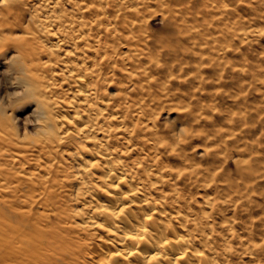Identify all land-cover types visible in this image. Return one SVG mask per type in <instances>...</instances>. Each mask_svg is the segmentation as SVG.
<instances>
[{
	"label": "bare ground",
	"instance_id": "1",
	"mask_svg": "<svg viewBox=\"0 0 264 264\" xmlns=\"http://www.w3.org/2000/svg\"><path fill=\"white\" fill-rule=\"evenodd\" d=\"M41 1L48 3L49 0ZM186 1L169 0L175 4L172 7L159 5L168 21V33L153 37L155 47H147L146 33L143 34L146 32L142 27L143 5L128 6L127 12L131 15L120 16L119 8L111 14L114 20L107 27L123 30L127 40V47L121 53L128 60L123 68L125 75L131 78L145 75L146 69L152 68L158 73L164 71L168 78H181L172 71L175 69L178 73L182 69L181 60L176 57L184 55L183 43L195 28V25H184L183 12L187 8H176ZM197 1L205 11V2ZM21 2L14 0L0 12V18L10 30L19 26L21 14L17 3ZM99 6L91 0L83 11L91 10L94 18L102 19L108 11L102 12ZM60 23V26L68 24L65 19ZM222 24L224 43L227 34L223 30L228 26ZM45 29L38 31L27 22L24 36L19 40L21 69L26 79H30L28 91L37 96L36 139L20 137L9 129L11 124L7 125L5 115L0 114V196L11 193L10 197H0V264H264V233L260 232L257 220L243 208L245 198L264 181V158L253 155L254 149L250 152L238 149L236 172L232 175L224 165V153L221 154L224 150L220 146L224 149L229 139L221 129H213L206 137L210 143L203 149L208 160L205 166L193 163L181 150L186 136L176 141L152 133L147 144H129L136 134L135 122L129 126L125 123L120 102L98 97L102 74L97 65L108 54L82 70V63L75 66L71 61L65 62L63 68L72 84L65 91L71 90L79 96L78 104L71 103L74 95L67 100L48 98L45 95L52 88L41 84L45 76L40 77L36 72L44 71L41 68L51 60L39 62L41 51L35 42L44 37L51 42L50 48L59 52L69 38L55 35L59 26L51 33ZM199 35L202 39V34ZM201 43L207 44L208 39L203 37ZM99 46L95 43V48ZM111 46L110 52H114L116 44ZM75 48L63 53L66 55ZM201 49L202 55H208L206 48ZM161 53L174 61L160 65L156 56ZM136 57L145 58L148 66L133 64ZM208 60L212 62V58ZM241 67L235 70L244 72ZM147 81H154L157 87L164 84L152 74ZM127 107L135 115L143 111L136 98ZM183 108L192 110L189 103ZM236 114L239 124L244 116ZM103 115L115 125L102 123ZM227 121L228 125L235 126L231 124L232 119ZM234 128L233 131L238 127ZM117 142L129 145L120 149ZM164 146L168 147L166 154L177 156L175 163L167 164L152 152ZM63 152L65 158L76 164L75 171H68L71 165L61 160ZM193 184L203 189L198 201L191 191ZM211 186H215L213 192L207 193ZM227 208L233 212L241 209L238 220L223 214ZM237 223L238 231H235L233 227Z\"/></svg>",
	"mask_w": 264,
	"mask_h": 264
},
{
	"label": "rangeland",
	"instance_id": "2",
	"mask_svg": "<svg viewBox=\"0 0 264 264\" xmlns=\"http://www.w3.org/2000/svg\"><path fill=\"white\" fill-rule=\"evenodd\" d=\"M13 1L0 0V12ZM94 1L100 4L98 8L102 12L108 11L102 19L94 18L91 10L83 11L84 5L91 0H49L48 3H43L41 0H22L21 3H17L21 14L19 26L12 27L11 30L0 18V114L7 118V125L11 124L9 129L11 127L20 137H26L28 140L37 137L39 122L37 96H32L28 91L27 83H30V79H26L21 69L23 58L19 53L21 48L19 40L24 36L23 31L27 22H31L36 30L40 31L45 27L49 33L56 31L59 26L55 35L69 38L67 45L59 52L50 48L49 43L51 42L44 37L35 42L41 51L39 62L48 58L51 60V65L41 68L44 71L36 72L40 77L45 76L41 78L40 83L49 84L52 88L51 92L45 95L48 98L67 100L74 95L71 103L78 104L80 97L71 93V90L65 91L67 87L72 86L63 68L66 66L65 62L71 61V64L75 66H80L76 64L82 63L80 66L82 70L89 64L97 63L103 54H108V57L97 65L102 74L99 79L98 97L111 102H120V112L125 115V123L129 126L135 122L136 134L135 137L132 135V141L129 144H140L141 142L147 144V138L152 133L162 134L176 141L186 136L185 141L180 145L181 150L193 163L205 166L208 160L203 154V149L209 142L206 137L213 129H221L222 133L229 138L224 149L220 146L221 151L224 150L221 154L224 153L226 163L224 165L232 175L236 172L234 163L238 158V149L244 148L248 152L254 149L253 155L264 158L262 153L264 151V0H202L207 5L205 11L204 6H200L197 0H187L184 4L176 5V8H187L183 12L184 25H195L190 35L184 38V48H181L184 55L176 57L181 60L182 69L178 73H175L177 71L173 69L172 73L175 76L180 75L179 80L168 78L164 71L158 73L152 68H147L148 74L145 75L137 74L133 78L125 75L123 68L128 60L122 57L121 53L125 51L124 47H127V40L124 39L123 30L116 28L113 31L112 28L107 27L114 20L111 14L118 8L120 16L122 13L131 15L127 12L128 6L143 5L145 23L142 27L146 29L143 34L146 33L147 47H155L154 43L152 44L154 38L165 36L168 33V21L159 5L172 7L174 3H169V0ZM222 5L227 8L226 11ZM63 19L68 23L66 26H60ZM223 22L228 26L227 30H223L227 34L224 43H222L224 34L220 32V29L224 27ZM78 36L80 38L76 40ZM203 37L208 39L207 44L201 43ZM214 37L218 38V42L214 40ZM95 43L100 46L95 48ZM112 44H116L114 52H110ZM70 45L72 47H69ZM73 46L76 47L74 51L66 55L63 53L64 50L69 51ZM202 47L206 48L204 50H207L208 55L201 54ZM162 54L156 56L159 64L169 65L174 61L173 58L171 60ZM209 58H212V62L208 60ZM133 64L136 66L141 64V67L148 66L146 59L139 57H136ZM251 66L252 69H250ZM237 67L244 68L245 71L237 72ZM150 74L159 80L161 78L164 84L157 87L154 81L148 82ZM189 75L191 76L188 77ZM133 98L139 99L143 108V111L137 115L133 113L132 108L127 107ZM188 103L192 110H183V105ZM235 112L244 116V120L239 123L241 127L237 126L239 124L236 122ZM249 113L253 118H250ZM253 115L256 116L255 119ZM227 118L232 119L231 124L235 126L228 125ZM101 120L108 126L115 125L114 121L110 123L106 119V115H103ZM241 123H244L246 127ZM233 127L238 129L234 128L238 133L233 131ZM231 132L233 135L229 136ZM243 143L247 147L245 144L243 146ZM117 144V148L120 149L129 145L120 142ZM136 147L140 151V147L138 145ZM164 147L152 150V152L160 156L159 159L167 164L175 163L177 156L166 154L168 147ZM64 153H60L61 160L71 165L68 171H75L76 164L65 158ZM4 162L8 163L5 160ZM214 188L215 186H211L206 192L211 193ZM201 190L203 189L199 184L192 185L194 200H200ZM10 195V192L1 194L4 197H10ZM245 207L252 219L257 220L260 232L264 233V181L259 184L256 191L245 198L243 208ZM239 210L233 212L227 208L223 214L233 215L238 220L241 216ZM238 226V223L234 225L235 231H238ZM256 236L260 237L261 234Z\"/></svg>",
	"mask_w": 264,
	"mask_h": 264
}]
</instances>
